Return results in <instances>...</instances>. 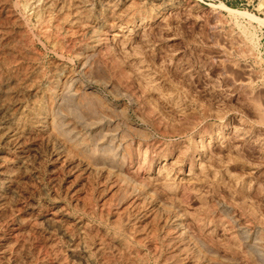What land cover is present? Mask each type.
Listing matches in <instances>:
<instances>
[{"label":"rangeland","instance_id":"rangeland-1","mask_svg":"<svg viewBox=\"0 0 264 264\" xmlns=\"http://www.w3.org/2000/svg\"><path fill=\"white\" fill-rule=\"evenodd\" d=\"M262 111L264 0H0V264H264Z\"/></svg>","mask_w":264,"mask_h":264},{"label":"bare ground","instance_id":"bare-ground-1","mask_svg":"<svg viewBox=\"0 0 264 264\" xmlns=\"http://www.w3.org/2000/svg\"><path fill=\"white\" fill-rule=\"evenodd\" d=\"M257 105H258V104H257ZM257 105H256V106H257ZM257 107H258V106H257ZM259 107H260V106H259ZM259 107H258V108H259ZM256 109H257V108H256ZM259 112H260V111H259ZM262 112H264V111H262ZM260 113H261V112H260ZM262 115H264V114H262ZM5 252H6V251H5ZM5 260H6V259H5ZM4 262H5V261H4Z\"/></svg>","mask_w":264,"mask_h":264}]
</instances>
